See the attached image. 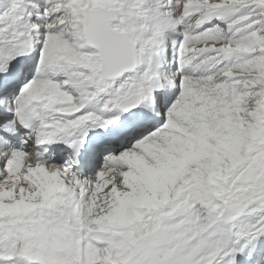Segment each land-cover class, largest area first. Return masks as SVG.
I'll use <instances>...</instances> for the list:
<instances>
[{"label":"snow or ice","instance_id":"1","mask_svg":"<svg viewBox=\"0 0 264 264\" xmlns=\"http://www.w3.org/2000/svg\"><path fill=\"white\" fill-rule=\"evenodd\" d=\"M0 264H264V0H0Z\"/></svg>","mask_w":264,"mask_h":264}]
</instances>
